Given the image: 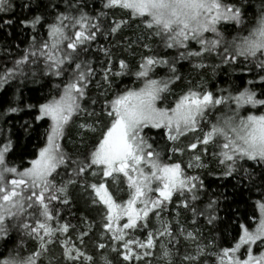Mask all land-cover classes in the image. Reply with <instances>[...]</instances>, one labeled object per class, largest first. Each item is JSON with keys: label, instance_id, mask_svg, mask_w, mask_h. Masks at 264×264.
Instances as JSON below:
<instances>
[{"label": "snow or ice", "instance_id": "snow-or-ice-1", "mask_svg": "<svg viewBox=\"0 0 264 264\" xmlns=\"http://www.w3.org/2000/svg\"><path fill=\"white\" fill-rule=\"evenodd\" d=\"M62 3L21 4L30 12L19 19L32 33L29 46L0 73V88L25 77L55 81L42 100L21 107L17 99L0 111L34 110L45 129L26 165L15 163L11 136L0 140V264H52L54 246L57 264H264V0H101L98 14L87 0ZM11 11L12 0H0V13ZM133 25L142 31L125 39ZM134 45L144 52L133 70L121 50ZM184 62L197 72L195 83L181 74ZM237 67L255 75L228 87L203 82L208 68L216 75ZM125 76L140 86L110 95ZM91 87L102 89L103 101ZM189 136L186 149L176 146ZM185 151L186 165L173 160ZM209 153L217 179L247 180L248 191L257 190L251 217L228 220L235 231L227 246L205 235L223 223L220 196L188 171L207 169ZM77 200L98 221L67 220L64 209Z\"/></svg>", "mask_w": 264, "mask_h": 264}, {"label": "trees", "instance_id": "trees-1", "mask_svg": "<svg viewBox=\"0 0 264 264\" xmlns=\"http://www.w3.org/2000/svg\"><path fill=\"white\" fill-rule=\"evenodd\" d=\"M25 0H12L13 3V11L7 13H0V25L3 24L5 19L11 18L14 23L11 25H3L0 27V73H2L5 68H11L16 59H18L22 54L24 49L29 46L31 31L30 29L23 28L22 25L19 24L20 18L28 17L30 18V12L28 10L22 9L21 4L24 3ZM42 3H47V0H41ZM54 2L60 3V6L63 7L62 0H54ZM88 9L87 11L90 13H99L101 8V0H87ZM35 3V0H33ZM254 5L259 4V0H253ZM35 11V7L32 9ZM117 15H122V13H117ZM251 15V12L249 13ZM111 18V17H110ZM142 31L141 28H136L133 25L131 28L125 29L123 36L125 39L139 35ZM43 32V30H41ZM10 33V34H9ZM231 35H235V33H231ZM101 44H107V41H100ZM155 42H153V47H155ZM144 52L142 48L133 46L129 51H122L121 55L131 64L133 70L137 66V62L140 58V55ZM42 67V66H40ZM180 68V72L186 80H192L194 83L199 79L197 76V72L191 69V66L184 62L182 65H178ZM31 66L26 68V71H31ZM39 72V67L37 68ZM161 76L166 74V69H158L157 70ZM252 75H255L254 72L248 73L246 70L241 71L240 68H229L228 70L218 69L216 75H213V70L208 68L203 72V82L204 84L211 89L213 85L219 87H228L232 81H238V77L243 76L244 80L251 78ZM24 82L21 83L20 79H16L12 81L9 85L3 86L0 88V111H3L8 108L9 103L13 101L20 102V106L24 107L29 103H36L38 100H42L43 96H45L52 84L55 82L51 80L49 77L38 76L34 82L33 78L25 77L23 78ZM116 87L110 92V95L115 94L116 91L123 90L127 87H139V82L136 81L134 76H125L121 78H116ZM182 87H187V85H183ZM99 91L102 89H97L95 87H91L90 95L96 97L97 99L103 101V97L99 96ZM177 92L180 89H176ZM175 97L170 95L168 96V102H172ZM99 108V105L96 106ZM254 114H258L253 110ZM34 110L30 113L27 108L24 111L10 114L8 116L0 117V140H4L6 137L11 136V139L14 142L15 152L13 155V159L17 165H26L29 160L33 158V154L37 151V145L43 144V135H44V127L40 126V123L34 121ZM217 113H212L210 118H214ZM25 121H28L30 127L25 126ZM192 134V135H198ZM192 138L182 137L181 140L177 143V147L186 149L187 143ZM75 139V137H73ZM161 144H164L165 141L161 140ZM66 146L69 150H73V144L66 142ZM79 147V145H76ZM191 153L185 151L183 156L176 154L173 156V160L183 161L186 165L187 162L191 158ZM206 163H208L209 167L207 169L199 170V169H190L188 170L190 174H199L201 175L206 185L208 186V195L212 196L214 193L220 196V212L219 215L223 223L220 225L219 231L209 232L208 228H205L206 236H215L217 241L223 246H227L229 242H231L232 235L234 234V227L229 225L228 220L230 218H234L233 214H238L241 216V220L243 222V215L247 214L249 217L252 215V205L255 203L257 199V190L253 189L251 193L248 191V181L244 180L242 182L238 181V179H217L220 175L219 167L214 158H211L209 153L208 156L204 157ZM259 168H256V176L259 177ZM257 183L259 181L257 180ZM225 197H227L225 199ZM237 209L239 212L237 213ZM66 213V219L70 220L72 224L79 225L80 217L82 215H89L93 219L98 221V216L95 211H90L87 209L86 205L82 200L75 201L72 207H66L64 209ZM183 219V217H182ZM251 222V221H250ZM99 230V225L97 223V231ZM20 234L13 232L12 240L17 244L20 243ZM26 239V238H25ZM96 236H93L91 240L88 241L87 250L89 252L95 251L93 245L95 243ZM13 245L10 242L8 244V248H11ZM35 247L34 242L27 241V250L31 252ZM5 247L2 242H0V252H4ZM113 257L115 254H112ZM52 264H57V258L59 257V249L55 246L53 247L50 253ZM47 264V261H45Z\"/></svg>", "mask_w": 264, "mask_h": 264}]
</instances>
